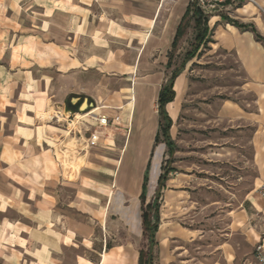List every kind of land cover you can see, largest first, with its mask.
<instances>
[{
	"label": "crops",
	"instance_id": "crops-1",
	"mask_svg": "<svg viewBox=\"0 0 264 264\" xmlns=\"http://www.w3.org/2000/svg\"><path fill=\"white\" fill-rule=\"evenodd\" d=\"M181 1L0 0V264H139L142 168L158 157L159 170L166 148L154 143L161 85L154 86L156 77L147 68L164 63L170 46L161 49L159 42L180 21L188 5ZM162 9L168 15L156 30ZM105 67L131 74L125 79L133 87L120 91H134L130 134L118 148L117 129L105 128L98 131L108 133L106 147L100 141L87 147L85 138L78 140L79 150H70L74 139L66 140L51 119H64L63 114L74 119L76 111L66 107L65 99L85 91L88 73L99 74ZM43 68L52 73L40 72ZM103 77L97 81L103 83ZM121 94L105 99L91 93V110L122 108L104 103H120ZM79 114L69 126L76 128L87 115ZM67 153L65 167L59 157ZM125 158L127 168L121 172ZM138 161L142 173L129 195L124 183L128 168ZM152 169L148 180L153 188L160 170L151 178ZM230 212L231 235L239 230L247 243L264 246V220L262 232L251 236L245 209ZM168 232V238L183 233L171 227ZM220 247L222 264H235L232 242Z\"/></svg>",
	"mask_w": 264,
	"mask_h": 264
},
{
	"label": "rangeland",
	"instance_id": "rangeland-1",
	"mask_svg": "<svg viewBox=\"0 0 264 264\" xmlns=\"http://www.w3.org/2000/svg\"><path fill=\"white\" fill-rule=\"evenodd\" d=\"M185 1L182 0L181 4ZM196 6L207 17L208 32L203 40H195L193 20L187 17L184 34L178 39L171 57V66L166 68V55L178 20L159 42L161 49L169 47L164 63L147 68L148 73L156 77V87L167 83L171 73L185 62L174 79V99L166 105L171 118L169 136L174 147L171 154L166 147L159 161L160 173L167 171L163 187L157 195V184L152 188L148 180V170L152 165L151 178L159 171L158 157L154 164L149 159L146 161L143 173L139 161L128 168L124 183L125 191L132 194L137 177L142 173L141 193L147 171L144 205L147 201L150 203L147 209L150 223L153 222L156 205L159 211V224L153 244L144 234L138 240L139 252L143 254L141 264H148L149 256L151 264H222L220 246L228 239L237 250L235 264H258L254 257L256 244L252 241L247 243L239 230L231 235L228 223L230 211L243 207L249 216L251 236L262 232L264 199L260 197L258 187L264 183V0H201ZM167 15L168 11L162 9L156 30L166 21ZM230 21L244 25L247 29L235 27ZM250 26L261 39H256ZM203 27L204 22L200 20L197 30ZM191 50L192 55L185 61L186 54ZM40 72L52 73L51 68H43ZM138 73L137 70V77ZM127 76L117 67L101 68L99 74L89 72L84 82L85 91L68 96L64 103L68 108L73 107L71 109L76 113H87L93 108L91 93L97 91L107 99V96L117 97L122 88H132L133 81L126 80ZM102 77L105 81L98 82L97 79ZM123 92L120 103L104 102L113 107L121 105L122 108H108L102 113L110 117L120 115L118 125L107 127L108 132L117 129L113 132L118 138V148L124 147L134 114L130 102L133 101L134 91ZM149 97L152 99L153 91L149 92ZM84 100L87 106L81 110L79 105ZM60 112L63 113V110ZM63 116L64 119L53 117L51 120L66 140L74 139L72 143L75 146L70 145L68 148L79 150L76 146L78 140L82 142L93 130L90 115L82 117L76 128L69 126L73 114ZM102 129L105 128L98 130ZM105 134L100 140L102 148L108 143L105 140L108 133ZM117 134H120L119 137ZM259 142L262 146H259ZM156 144L165 145L162 132ZM68 154L66 157L64 154L63 159L59 157L65 167ZM126 165L125 158L121 172L126 170ZM168 227L182 230L183 233L168 238Z\"/></svg>",
	"mask_w": 264,
	"mask_h": 264
},
{
	"label": "trees",
	"instance_id": "trees-1",
	"mask_svg": "<svg viewBox=\"0 0 264 264\" xmlns=\"http://www.w3.org/2000/svg\"><path fill=\"white\" fill-rule=\"evenodd\" d=\"M202 13H203L202 10L198 6H196L195 3L187 5L183 15L180 18L178 26L176 28L174 37H173L172 42H171L170 50L167 52V55H166L167 56V62L165 64L166 68H170V66H171V57H172L173 51L176 48L178 39L184 34V31L186 28L185 19L187 17H189L190 19L193 20L194 29H195V40L197 42H200L203 40L206 32H208V28H207V17H204ZM221 18L225 19V16L221 15ZM200 20H202L204 22V27L202 28V30L199 31V30H197V27L200 24ZM230 23L232 25H234L235 27H238V28H241L244 30L247 29V27H245L244 25L238 24L237 22L230 21ZM211 30L212 29H210V32H211ZM250 31L254 34L256 39H261L260 36L254 30V28L251 26H250ZM192 53H193V50H191L190 52H188L186 54L185 61H187L190 58ZM184 63L182 62V64L171 73V77H170L169 81L161 86V88L158 92L157 101H156L157 113H158V130H157L156 135L154 137V143L156 144L158 142L159 134H160V132H162L164 135V142H165V145L167 147L169 154H171L173 152L174 146H173V142L171 141L170 136H169V128L171 126V118L167 114L166 105L168 103H170L171 101H173V99H174V96H175V92L173 90L174 79L177 77V75L183 69ZM166 176H167V171L161 172L159 174V177L157 179V188H156V194L157 195L159 194V191L163 187V183L166 180ZM146 184H147V171H145V174L143 177L142 191H141V194L139 196L142 204H144V192L146 189ZM149 206H150V203H148L142 207V226H143V234L149 238L150 244H153L154 234L157 231V227L159 224V211H158V207L156 205L153 209V215H154L153 216V222L150 223V221L148 220V215H147V211H148L147 209H149ZM142 256H143V254L140 251L139 252V264H141ZM148 264H151L150 256L148 257Z\"/></svg>",
	"mask_w": 264,
	"mask_h": 264
},
{
	"label": "built area",
	"instance_id": "built-area-1",
	"mask_svg": "<svg viewBox=\"0 0 264 264\" xmlns=\"http://www.w3.org/2000/svg\"><path fill=\"white\" fill-rule=\"evenodd\" d=\"M167 0H158L159 5H162ZM188 4H197L201 0H186ZM121 108V107H120ZM119 108V109H120ZM89 112V111H88ZM92 122L90 126L93 128L88 137H86V146L95 147L99 144L101 135L98 132L99 128H107L112 125H118L120 123V115H114L113 117L107 116L102 113H95L90 115ZM129 122V121H128ZM128 129V126L126 127ZM129 131V130H128ZM258 192L260 197L264 199V183L258 187ZM254 257L258 264H264V246L261 243L255 245L254 248Z\"/></svg>",
	"mask_w": 264,
	"mask_h": 264
},
{
	"label": "bare ground",
	"instance_id": "bare-ground-1",
	"mask_svg": "<svg viewBox=\"0 0 264 264\" xmlns=\"http://www.w3.org/2000/svg\"><path fill=\"white\" fill-rule=\"evenodd\" d=\"M136 97V96H135ZM136 101V100H135ZM134 101V102H135ZM80 108H81V110H84L85 108H86V106H87V101L85 100V101H82L81 103H80ZM169 110V109H168ZM53 111V110H52ZM87 115H92V114H95V113H93V110H90L89 112H87L86 113ZM51 115V113L49 112L46 116L47 117H49ZM45 116V117H46ZM80 117H81V115L79 114V113H76L75 114V117H74V119H73V122L75 123V122H77L79 119H80ZM76 124V123H75ZM78 124V123H77ZM81 147V146H80ZM83 148V147H82Z\"/></svg>",
	"mask_w": 264,
	"mask_h": 264
},
{
	"label": "water",
	"instance_id": "water-1",
	"mask_svg": "<svg viewBox=\"0 0 264 264\" xmlns=\"http://www.w3.org/2000/svg\"><path fill=\"white\" fill-rule=\"evenodd\" d=\"M85 101V100H84Z\"/></svg>",
	"mask_w": 264,
	"mask_h": 264
}]
</instances>
